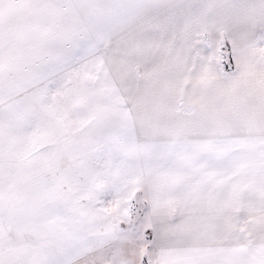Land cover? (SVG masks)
I'll return each mask as SVG.
<instances>
[{
    "label": "snow or ice",
    "instance_id": "1",
    "mask_svg": "<svg viewBox=\"0 0 264 264\" xmlns=\"http://www.w3.org/2000/svg\"><path fill=\"white\" fill-rule=\"evenodd\" d=\"M0 264H264V0H0Z\"/></svg>",
    "mask_w": 264,
    "mask_h": 264
}]
</instances>
